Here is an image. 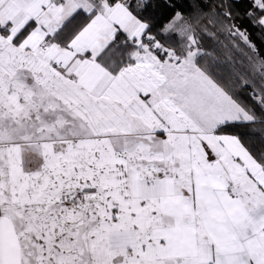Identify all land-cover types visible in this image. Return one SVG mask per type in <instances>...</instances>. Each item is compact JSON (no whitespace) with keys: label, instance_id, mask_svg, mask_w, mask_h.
<instances>
[{"label":"snow or ice","instance_id":"snow-or-ice-1","mask_svg":"<svg viewBox=\"0 0 264 264\" xmlns=\"http://www.w3.org/2000/svg\"><path fill=\"white\" fill-rule=\"evenodd\" d=\"M0 264H264V0H0Z\"/></svg>","mask_w":264,"mask_h":264}]
</instances>
